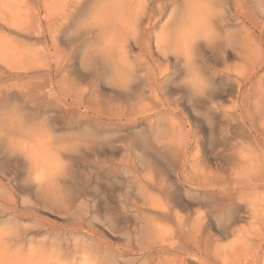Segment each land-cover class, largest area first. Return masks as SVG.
Masks as SVG:
<instances>
[{
	"label": "rangeland",
	"instance_id": "374dc122",
	"mask_svg": "<svg viewBox=\"0 0 264 264\" xmlns=\"http://www.w3.org/2000/svg\"><path fill=\"white\" fill-rule=\"evenodd\" d=\"M200 1L0 0V264H264V0Z\"/></svg>",
	"mask_w": 264,
	"mask_h": 264
},
{
	"label": "bare ground",
	"instance_id": "6f19581e",
	"mask_svg": "<svg viewBox=\"0 0 264 264\" xmlns=\"http://www.w3.org/2000/svg\"><path fill=\"white\" fill-rule=\"evenodd\" d=\"M168 1H170L171 2V5L173 6V12L175 13V11L177 10V8H179V6L177 7L176 6V10H175V6H174V4L176 3H178L177 1L178 0H168ZM236 1V0H235ZM181 4H183V6H184V8L182 9V8H180V10L182 9V11H180L179 10V12L181 13V16H183V17H185V18H188V20L187 21H189V20H191V19H199V22H198V20H197V26H199V23L202 21V17L201 16H203L204 14L206 15V17H207V14H209L210 13V9H209V7H208V5H209V3H207V1H206V3H204L203 1L201 2L200 0H181ZM212 2V1H211ZM39 3V2H38ZM68 3V2H67ZM202 3H203V5H202ZM5 4V3H4ZM157 4V3H156ZM155 4V5H156ZM205 4H208L207 6H205ZM238 5H239V3H238ZM181 6V5H180ZM205 7H206V9H205ZM66 8V7H65ZM152 8V7H151ZM2 9V8H1ZM171 9V8H170ZM207 9H209V11L207 10ZM213 9H214V7H213ZM242 9V8H241ZM205 10H207V11H205ZM82 11V10H81ZM178 11V10H177ZM64 12V11H63ZM171 12V11H170ZM216 12H218V11H216ZM215 12V13H216ZM214 13V11H212V14ZM214 13V14H215ZM179 14V13H178ZM68 15V14H67ZM66 15V16H67ZM157 15V14H156ZM170 14H168V16H169ZM172 15H174V14H172ZM168 16H166V17H168ZM171 16V15H170ZM179 16V15H178ZM177 16V17H178ZM180 17V16H179ZM183 17H180V18H178V19H181L182 18V22L180 23L181 25L182 24H184V25H187V21L185 20V18L183 19ZM212 17V16H211ZM79 18V17H78ZM154 18V17H153ZM190 18V19H189ZM201 18V19H200ZM61 19V18H60ZM155 19V18H154ZM174 20L176 19V15H175V18H173ZM178 19H176L177 21H178ZM204 19V18H203ZM194 20V21H195ZM201 20V21H200ZM192 21V20H191ZM190 21V22H191ZM204 21V23H205V25H206V21L205 20H203ZM150 22V21H149ZM162 22V21H161ZM193 22V21H192ZM27 23V22H26ZM194 23H196V22H194ZM203 23V22H202ZM201 23V24H202ZM204 23L202 24V25H204ZM59 24V23H58ZM64 24V23H63ZM179 24V25H180ZM169 25L171 26L172 25V23L170 24L169 23ZM184 25L182 26V31L180 30V33H179V35H176V38H175V42H174V44L177 46L176 48H174V47H172L171 49H173L174 48V50L175 49H178V48H180L181 50L180 51H182V52H184L185 54L187 53V55H186V58H188V55L190 54L191 55V53L193 54V52H190L189 53V50H190V48L193 46V43H195V38L193 39V37H192V32H193V30H195V28H194V25H192V24H189V26H190V28H189V26L188 27H184ZM202 25H201V27H202ZM59 26V25H58ZM164 27V26H163ZM172 27V26H171ZM201 27H199V28H201ZM205 27V26H204ZM221 27V26H220ZM169 28V27H168ZM167 28V29H168ZM181 28V27H180ZM185 28V29H184ZM203 28V27H202ZM201 28V29H202ZM18 29V28H17ZM171 30L173 29V27L172 28H170ZM170 29H168L169 31H171ZM204 30H207L206 29V27L204 28ZM156 31V30H155ZM162 31V30H161ZM210 31V30H209ZM172 32H174V35H175V30L173 31L172 30ZM202 33H203V31H201ZM201 32H199V33H201ZM207 32V31H206ZM163 33H164V31H163ZM195 33H196V30H195ZM152 34V33H151ZM154 34H155V32H154ZM165 34V33H164ZM204 34V33H203ZM156 35H158L157 33H156ZM194 35V34H193ZM201 35V34H200ZM217 35H218V33H217ZM154 36V35H153ZM166 38H168V35H167V33H166ZM169 36H172V35H170V33H169ZM212 36V35H211ZM216 36V35H215ZM157 37V36H156ZM175 37V36H174ZM174 37H172L173 38V40L172 41H174ZM195 37V36H194ZM204 37V36H203ZM209 37V36H208ZM207 37V38H208ZM218 38V37H217ZM242 38V37H241ZM195 40V41H193V40ZM215 39V38H214ZM213 39V40H214ZM20 40V39H19ZM167 40V39H166ZM169 40V39H168ZM167 40V41H168ZM206 40V39H205ZM9 41V40H8ZM7 41V42H8ZM172 41H170V44L172 43ZM193 41V42H192ZM212 41V40H211ZM6 42V41H5ZM205 42V41H204ZM30 43V42H29ZM154 43V42H153ZM167 43H169V42H167ZM167 43H165V45L167 44ZM5 44V43H4ZM147 44V43H146ZM196 44V43H195ZM140 45H142V44H140ZM148 45V44H147ZM213 45V44H212ZM153 46H154V44H153ZM172 46H174L173 44H172ZM170 47H171V45H170ZM5 48H7V47H5ZM143 48H144V46H143ZM146 48V47H145ZM150 48V47H149ZM192 48H195V47H192ZM170 49V48H169ZM78 50V49H77ZM156 51V50H155ZM168 51V50H167ZM169 51H171V50H169ZM173 51V50H172ZM177 51H179V50H177ZM176 51V52H177ZM192 51H193V49H192ZM222 51V50H221ZM159 52V51H158ZM157 52V53H158ZM182 52H180L181 53V56H182ZM172 53V52H171ZM177 53H179V52H177ZM183 53V54H184ZM165 54V53H164ZM163 54V55H164ZM169 55H170V53H169ZM168 55V56H169ZM177 55V54H176ZM180 55V54H179ZM190 55H189V58H188V60L190 59ZM167 56V57H168ZM178 56V55H177ZM180 56V57H181ZM167 57H166V59H167ZM33 59V58H32ZM182 59V58H181ZM184 60V59H183ZM182 60V61H183ZM223 60V59H222ZM34 62V61H33ZM184 62V61H183ZM191 63H192V59H191V61H190ZM189 62V63H190ZM12 64V63H11ZM193 64H195V62L193 63ZM196 65V64H195ZM13 66H15V65H13ZM143 67V66H142ZM14 68V67H13ZM190 68V67H189ZM167 69V68H166ZM184 70V69H183ZM187 70V69H186ZM190 72V71H189ZM218 74V73H217ZM186 75V74H185ZM203 76V75H202ZM167 78V77H166ZM221 78V77H220ZM163 79V78H162ZM235 80V79H234ZM105 81V80H104ZM35 82V81H34ZM259 82V81H258ZM263 83V82H262ZM34 84H36V83H34ZM228 84V83H227ZM37 85V84H36ZM206 85V84H205ZM257 85H259V84H257ZM161 86V85H160ZM44 87V86H43ZM189 87V86H188ZM206 87V86H205ZM257 87H259V86H257ZM36 88V87H35ZM209 89V88H208ZM261 89V88H260ZM35 90H37V89H35ZM39 90H40V88H39ZM208 91V90H207ZM205 92V91H204ZM203 93V92H202ZM201 93V94H202ZM34 94H37V93H34ZM40 94H41V92H40ZM44 94V93H43ZM39 95V94H38ZM197 97V96H196ZM8 99V98H7ZM165 99V98H164ZM194 99V98H193ZM12 100V99H11ZM210 103V102H209ZM16 104V103H15ZM10 106V105H9ZM8 108V107H7ZM217 108V107H216ZM2 109V108H1ZM213 109V108H212ZM227 112V111H226ZM84 113V112H83ZM86 114V113H85ZM194 114V113H193ZM46 115V114H45ZM43 119V118H42ZM206 119V118H205ZM20 121V120H19ZM38 121V120H37ZM40 122V121H39ZM36 124V123H35ZM206 125H208V124H206ZM30 126V125H29ZM33 126V125H32ZM208 128V127H207ZM49 131V130H48ZM39 132V131H38ZM44 132V131H43ZM140 135V134H139ZM140 137V136H139ZM142 139V138H141ZM218 142V141H217ZM145 143V142H144ZM26 144V143H25ZM196 145V144H195ZM33 147V146H32ZM195 149V148H194ZM209 149V148H208ZM151 150V149H150ZM210 150V149H209ZM25 151H27V149L25 150ZM57 151V150H56ZM195 151V150H194ZM33 152V151H32ZM58 152V151H57ZM198 152H199V150H198ZM197 152V153H198ZM251 152V151H250ZM171 155H173V154H171ZM31 156V155H30ZM37 156V155H36ZM45 156V155H44ZM51 156V155H50ZM32 157V156H31ZM60 157V156H59ZM119 158V157H118ZM138 158V157H137ZM43 160V159H42ZM53 160V159H52ZM51 160V161H52ZM37 162V161H36ZM197 162V161H196ZM196 162H195V164L194 165H196ZM46 163V162H45ZM255 163V162H254ZM256 163H257V161H256ZM58 164V163H57ZM132 164V163H131ZM252 165V164H251ZM3 166V165H2ZM64 166V165H63ZM167 166V165H166ZM250 166V165H249ZM147 167V166H146ZM253 167H254V164H253ZM146 169H150V167L149 168H146ZM254 169V168H253ZM26 170V169H25ZM253 171H255V170H253ZM193 172V171H192ZM253 173V172H252ZM142 175V174H141ZM157 175V174H156ZM45 177H47V176H45V174L43 173V172H41V171H39V172H36L35 173V175H34V178H35V180H36V182L37 183H42V181L45 179ZM240 178H241V176H240ZM51 184H52V182H51ZM45 185V184H44ZM162 185V184H161ZM186 186V185H185ZM52 187V186H51ZM54 187V186H53ZM109 187V186H108ZM168 190V189H167ZM167 190H165V191H167ZM162 191V190H161ZM175 193V192H174ZM187 193V192H186ZM148 195V194H147ZM186 195V194H185ZM188 195V194H187ZM1 196V195H0ZM153 196V195H152ZM151 197V196H150ZM150 199V198H149ZM157 200V199H156ZM154 202V201H153ZM157 202V201H156ZM161 202V201H160ZM239 203V202H238ZM244 203V202H243ZM159 204V203H158ZM250 204V203H249ZM152 205V204H151ZM151 205L149 206L150 208H151ZM248 205V204H247ZM161 206V205H160ZM2 207V206H1ZM247 207V206H246ZM2 209V208H1ZM105 209V208H104ZM181 209V208H180ZM162 210H163V208H162ZM3 212V211H2ZM209 214V213H208ZM151 220V219H150ZM96 221V220H95ZM94 221V222H95ZM3 222V221H2ZM11 222V221H10ZM107 222V221H106ZM111 222V221H110ZM102 223V222H101ZM217 223V222H216ZM226 223H228V222H226ZM108 225V224H107ZM111 225H113V224H111ZM158 225V224H157ZM236 225V224H235ZM36 226V225H35ZM109 226V225H108ZM237 226V225H236ZM7 227H9V226H7ZM11 227V226H10ZM10 227L8 228V229H10ZM23 227V226H22ZM165 227H166V225H165ZM164 227V228H165ZM2 228V227H1ZM3 229V228H2ZM8 229H7V231H8ZM110 230H112V229H110ZM157 230V229H156ZM9 232V231H8ZM157 232V231H156ZM2 233H3V230H2ZM14 233V232H13ZM12 233V234H13ZM160 233V232H159ZM164 233V232H163ZM1 234V233H0ZM165 234V233H164ZM170 234H171V232H170ZM3 235V234H2ZM53 236H55V235H53ZM78 236V235H77ZM163 237V236H162ZM48 238V237H47ZM26 239V238H25ZM41 239V238H40ZM37 240V239H36ZM59 240H61V238L59 239ZM50 241V240H49ZM74 245V244H73ZM29 248V247H28ZM30 250V249H29ZM50 250H52L51 248H50ZM54 250V249H53ZM74 250V249H73ZM1 251H2V249H1ZM14 251V250H13ZM32 252H33V250H31ZM3 252V251H2ZM27 252V251H26ZM44 252V251H43ZM54 253V252H53ZM79 252L78 251H75L71 256H69V253L68 254H66V255H64V254H56V256L57 257H55V255H54V258L52 259V260H49V259H47V261H46V263L45 264H98V262L96 261V260H94V259H92L91 257H88V256H86V255H81V254H78ZM45 254V253H44ZM47 254V253H46ZM86 254H88V252L86 253ZM31 255V254H30ZM39 256H41V255H39ZM53 256V255H52ZM43 258H46V256L45 257H43ZM1 259V258H0ZM35 260V259H34ZM8 261H9V259H8ZM19 262V261H18ZM45 262V261H44Z\"/></svg>",
	"mask_w": 264,
	"mask_h": 264
},
{
	"label": "clouds",
	"instance_id": "9594fccd",
	"mask_svg": "<svg viewBox=\"0 0 264 264\" xmlns=\"http://www.w3.org/2000/svg\"><path fill=\"white\" fill-rule=\"evenodd\" d=\"M184 83H186L196 93L202 92L205 88L204 79L197 74L194 67H190V75L185 79ZM193 85H195L194 88L192 87Z\"/></svg>",
	"mask_w": 264,
	"mask_h": 264
},
{
	"label": "snow or ice",
	"instance_id": "6c2138e0",
	"mask_svg": "<svg viewBox=\"0 0 264 264\" xmlns=\"http://www.w3.org/2000/svg\"><path fill=\"white\" fill-rule=\"evenodd\" d=\"M193 88L195 87V85L192 86Z\"/></svg>",
	"mask_w": 264,
	"mask_h": 264
}]
</instances>
